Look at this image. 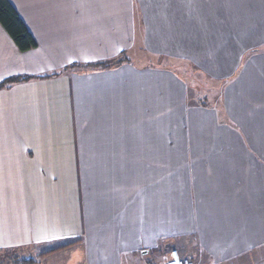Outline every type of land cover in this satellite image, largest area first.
<instances>
[{"label": "crops", "instance_id": "1", "mask_svg": "<svg viewBox=\"0 0 264 264\" xmlns=\"http://www.w3.org/2000/svg\"><path fill=\"white\" fill-rule=\"evenodd\" d=\"M10 2L38 47L0 24V83L34 77L0 90V264H138L166 235L264 264V0Z\"/></svg>", "mask_w": 264, "mask_h": 264}, {"label": "trees", "instance_id": "2", "mask_svg": "<svg viewBox=\"0 0 264 264\" xmlns=\"http://www.w3.org/2000/svg\"><path fill=\"white\" fill-rule=\"evenodd\" d=\"M0 24L21 52H28L38 47V42L36 41L32 33L28 30V27L26 26L25 22L22 20L10 0H0ZM124 60L125 55H121L118 59H115L113 61L98 63L97 65L93 66L94 68H103L112 64L122 63ZM32 79H34V77L31 76H18L9 78L0 83V90L6 88L11 84L26 82ZM75 244H77V242L69 243L63 245L62 247L42 252L37 256H33L32 253L25 254L24 252H14L16 254L12 257L10 256V258H6V256H3V258L13 264H37L38 258L53 254L60 250H65L74 246Z\"/></svg>", "mask_w": 264, "mask_h": 264}, {"label": "rangeland", "instance_id": "3", "mask_svg": "<svg viewBox=\"0 0 264 264\" xmlns=\"http://www.w3.org/2000/svg\"><path fill=\"white\" fill-rule=\"evenodd\" d=\"M136 53L140 54L141 51L136 50ZM139 58H141L139 62L145 60L150 61V57L146 56L144 52L141 53ZM165 64H167V59L165 61ZM163 183H166V181H164ZM92 184L93 187H96L95 189H93L94 192L93 197L95 203L98 204L97 208L99 209L100 205L104 207V211L101 212L102 214H100V216L106 217L105 216L106 212L108 213V215L110 214V172L100 173L98 178H94ZM131 203L132 204L134 203L133 200L131 201ZM96 204L94 205L96 206ZM130 212L133 213V211ZM148 245L150 247H148V249L146 250L147 254L142 258H138L139 260L138 264H166L167 262L172 261L174 256L179 257L180 260L182 261L191 260L195 264H200L198 260L192 259L188 254V248L190 247L188 242L181 240L180 242L175 241V238L173 239V236L166 235L165 237L161 238V240L158 242V245H155L154 242H149ZM15 254L16 253H14L13 251H10L6 253V255L4 256H6V258H10V256L12 257ZM208 264H224V263L221 262L220 259L211 258L209 259Z\"/></svg>", "mask_w": 264, "mask_h": 264}, {"label": "built area", "instance_id": "4", "mask_svg": "<svg viewBox=\"0 0 264 264\" xmlns=\"http://www.w3.org/2000/svg\"><path fill=\"white\" fill-rule=\"evenodd\" d=\"M166 264H195L191 260L182 261L179 257L174 256L173 260L170 262H167Z\"/></svg>", "mask_w": 264, "mask_h": 264}, {"label": "water", "instance_id": "5", "mask_svg": "<svg viewBox=\"0 0 264 264\" xmlns=\"http://www.w3.org/2000/svg\"><path fill=\"white\" fill-rule=\"evenodd\" d=\"M142 254H143V255H146V254H147V252L145 251V252H143Z\"/></svg>", "mask_w": 264, "mask_h": 264}]
</instances>
